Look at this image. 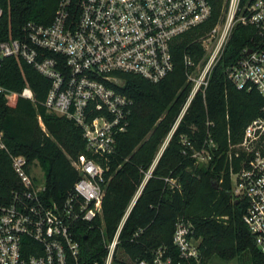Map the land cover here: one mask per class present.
Here are the masks:
<instances>
[{"label": "built area", "instance_id": "1", "mask_svg": "<svg viewBox=\"0 0 264 264\" xmlns=\"http://www.w3.org/2000/svg\"><path fill=\"white\" fill-rule=\"evenodd\" d=\"M209 10L207 0H57L49 22L27 20L21 24L19 36L0 39V65L5 56L20 57L46 78L48 86L40 103L80 128L87 152L70 160L78 177L63 199L47 200L42 197L43 175L40 181L32 175L39 166L37 161L11 154L0 127V150L7 154L20 184L9 191L8 201L0 204V264H80L75 224L101 216L104 168L97 158L113 152L114 136L128 121L131 99L118 88L120 73H135L150 81L163 77L172 69V38L204 21ZM237 21L254 25L264 37V0H252L243 8L238 0H226L222 16L199 37L201 45L212 41L202 61L196 65L184 56L190 87L170 133L194 93H203L210 70ZM241 51L225 66V75L237 89H256L263 103L242 126L238 140L227 138L224 162L230 199L243 201L242 221L254 246L264 254V45ZM1 90L5 88L0 85ZM17 93L34 99L27 84ZM205 124L198 149L190 138L181 139L196 164H206L216 148L207 128L211 121L206 119ZM156 159L143 172L115 231L104 244L102 264L111 263L124 219ZM163 181L175 185L171 178L163 177ZM221 181L220 176L217 184ZM171 241L176 258L165 247H157L150 261L140 259L134 264L197 260L198 241L189 220L174 222Z\"/></svg>", "mask_w": 264, "mask_h": 264}, {"label": "trees", "instance_id": "2", "mask_svg": "<svg viewBox=\"0 0 264 264\" xmlns=\"http://www.w3.org/2000/svg\"><path fill=\"white\" fill-rule=\"evenodd\" d=\"M251 1L238 0V6L243 8ZM56 2L0 0V39L19 36L21 24L27 20L49 22ZM207 2V18L170 41L172 69L163 77L150 81L135 73H120L122 84L118 88L131 99L128 121L125 129L114 136L113 152L97 158L104 168L101 216L92 222L75 224L80 264H102L104 244L115 231L143 172L187 96L190 82L186 79L184 56L194 63L199 60L203 54L199 37L222 16L226 0ZM255 45H264V37L257 28L234 22L203 93L195 92L186 105L126 215L110 264H124L115 257L117 251L124 253L132 264L140 259L150 261L157 247H165L176 258L171 235L177 219L189 220L193 237L199 238L197 260L183 264H207L213 256L224 260L236 258L237 264H264V254L256 249L242 221L243 201L230 199L224 162L227 138L238 140L242 126L259 112L263 103L256 89L235 88L224 68L241 55L243 47ZM24 84L31 88L33 101L17 93ZM0 85L5 88L0 91V127L7 150L22 155L28 162L37 161L43 170V198L63 199L78 177L70 160L87 154L80 128L69 118L45 109L40 101L48 80L20 57L3 58ZM206 119L211 121L207 128L216 148L206 164H196L187 155V145L181 139L190 138L198 149ZM220 176L222 181L217 184ZM163 177L173 179L175 185L170 187ZM19 185L7 154L0 150V204L6 203L9 191Z\"/></svg>", "mask_w": 264, "mask_h": 264}, {"label": "rangeland", "instance_id": "3", "mask_svg": "<svg viewBox=\"0 0 264 264\" xmlns=\"http://www.w3.org/2000/svg\"><path fill=\"white\" fill-rule=\"evenodd\" d=\"M211 42H212V41H209V42L205 43V45H203V44L201 45L202 48H203V54L201 55V57L199 58L198 61H200V62L202 61L203 56H204L205 53H207L208 50H209L208 48L210 47ZM196 63H197V61L195 62V64H196ZM198 64H199V62H198ZM198 64H196V65H198ZM186 79H187V73H186ZM186 98H187V96H186ZM186 98H185V100H184V102H183L184 105H185V103H186V101H187ZM183 104H182V105H183ZM181 107H182V106H181ZM179 111H180V110H179ZM178 113H179V112H178ZM38 122H39L40 126L42 127V129H44V127H43L42 123L40 122V120H38ZM171 125H172V124H171ZM169 131H170V130H169ZM169 131L166 133V136L163 138V140H162L161 143L159 144V147H158L156 153L154 154L152 161H154L155 158H158V156H159L161 150H162L163 147L165 146V144H166V142H167V140H168V137L170 136V132H169ZM156 160H157V159H156ZM152 161H151V162H152ZM148 167H149V166H148ZM32 175L35 176L36 179H38V180L40 181V180H41V176L43 175V170L40 168V166H35L34 169H33V171H32ZM133 193H134V192H133ZM132 195H133V194H132ZM131 197H132V196H131ZM197 241H199V238H197ZM115 257L118 258V259H120V260H122V261L124 262V264H132V263L130 262V260L127 258V256H126L124 253H121L120 251H117V252H116ZM207 264H237V260H236V258L224 260V259H220V258H218L217 256H213V257L211 258V260H210Z\"/></svg>", "mask_w": 264, "mask_h": 264}, {"label": "water", "instance_id": "4", "mask_svg": "<svg viewBox=\"0 0 264 264\" xmlns=\"http://www.w3.org/2000/svg\"><path fill=\"white\" fill-rule=\"evenodd\" d=\"M247 51H249V49ZM213 185H214L215 188L217 187V184L213 183Z\"/></svg>", "mask_w": 264, "mask_h": 264}]
</instances>
